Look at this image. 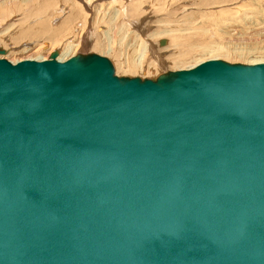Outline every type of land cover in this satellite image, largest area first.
Wrapping results in <instances>:
<instances>
[{
  "label": "water",
  "instance_id": "1",
  "mask_svg": "<svg viewBox=\"0 0 264 264\" xmlns=\"http://www.w3.org/2000/svg\"><path fill=\"white\" fill-rule=\"evenodd\" d=\"M58 56L0 58V264H264V63Z\"/></svg>",
  "mask_w": 264,
  "mask_h": 264
},
{
  "label": "rangeland",
  "instance_id": "2",
  "mask_svg": "<svg viewBox=\"0 0 264 264\" xmlns=\"http://www.w3.org/2000/svg\"><path fill=\"white\" fill-rule=\"evenodd\" d=\"M83 1L0 0V48L6 51L0 58L16 64L48 60L55 51L66 59L96 53L112 61L118 76L142 79L213 59L264 62V0H92L93 9ZM42 22L49 32L37 28ZM160 36L170 48L159 49ZM141 42L155 53L144 56L147 66L130 67ZM67 43L83 49L69 53Z\"/></svg>",
  "mask_w": 264,
  "mask_h": 264
},
{
  "label": "bare ground",
  "instance_id": "3",
  "mask_svg": "<svg viewBox=\"0 0 264 264\" xmlns=\"http://www.w3.org/2000/svg\"><path fill=\"white\" fill-rule=\"evenodd\" d=\"M49 1H50V0H49ZM95 1H96V0H95ZM123 1H124V0H123ZM83 2H84V4H85V6L88 7V8H92V9H93V7L96 6V5H95L96 3L94 4V1H92V0H85V1H83ZM48 3H49V5L51 4V2H48ZM49 5H48V6H49ZM48 6H47V8H49ZM136 23H137V22H136ZM42 24H43V25H42ZM46 26H47V25H46L44 22H42L41 25H40V26L38 25L37 28H38L39 30L44 31V32L47 33V32L50 31V30H49L50 28L48 29V27H46ZM133 26H136V24L133 25ZM62 28H63V27H62ZM134 28H136V27H134ZM137 29H138V26H137ZM59 30H60V29H59ZM52 32H53V31H51L50 34H53ZM57 32H58V31H57ZM141 32H142V31H141ZM54 33H55V32H54ZM48 34H49V33H48ZM55 35H56V34H55ZM59 35H60V34H59ZM159 39H160V41L158 42V44L160 45V47H164L163 49L159 48L160 50H165L166 48H170L169 46L165 48V46H167V43H168L167 40H165V39H163V38L161 39V36H160ZM141 41H142V40H141ZM70 42H71V41H70ZM70 42H69V43H70ZM163 42H165V45L162 44ZM86 43H87V42L83 43V46H84V47H85ZM141 43H142L141 45H143V46L139 45V46L142 47V48H141L140 50L137 51V53H140V52H141V54H140V56H139V54L137 55V56H139V58L137 59V61L135 60V64H136V65L133 63L134 61H133V59H132L133 62H131L130 60H129V61H130V64L133 63L132 65H134V66L131 65L130 67H135V68H136V67H139V69H140L141 67L143 68V66L146 65V64L144 65V62H143L144 58L146 57L145 55H147V53H149V52H151V55H152V53H153V54L155 53V52L153 51V49H150V48H151L150 46H149L150 48H147L148 46L146 47L145 43H147V42H145L144 44H143V42H141ZM47 44H48V43H47ZM67 44H68V43H67ZM147 44H148V43H147ZM54 45H55V44H54ZM74 45H75V44H74ZM151 45H152V44H151ZM83 46H82V47H83ZM95 46H96V45H95ZM139 46H138V47H139ZM170 46H171V45H170ZM55 47H57V46H55ZM80 47H81L80 44H76L75 46H73L72 44H68V45H67V51L70 53L69 50H71L72 48H75L74 50H76V52H78L80 49H83V48H80ZM152 48H154V47L152 46ZM50 49L52 50L51 46H50ZM108 49H109V48H108ZM137 49H139V48H137ZM137 49H136V50H137ZM155 49H156V48H155ZM74 50H73V51H74ZM109 50H110V49H109ZM160 50H158V51H160ZM46 51H47V50H46ZM74 52H75V51H74ZM76 52H75V53H76ZM160 52H161V51H160ZM73 54H74V53H73ZM149 55H150V54H149ZM73 56H74V55H73ZM144 56H145V57H144ZM147 56H148V55H147ZM216 56H217V55H216ZM151 57H152V56H151ZM71 58H72V57H71ZM215 58H216V57H215ZM145 59H146V58H145ZM152 59H154V58H152ZM43 60H47V59H42L41 61H43ZM58 60L61 61V62H65V61L69 60V58H68V59H66V58H61V57L59 58V56H58ZM213 60H218V59H213ZM35 61H38V60H35ZM142 62H143V63H142ZM150 62H151V61H150ZM18 63H19V62H18ZM137 63H138V64H137ZM152 63H153V62H152ZM155 63H156V62H155ZM259 63H264V62H259ZM259 63H251V64H259ZM16 64H17V63H16ZM198 64H199V63H198ZM198 64L195 65V66H193V67H191L190 69H193V68L199 66ZM249 64H250V63H249ZM127 65H128V64H127ZM127 65H126V67H127ZM160 65H161V63H160ZM163 65H164V64H163ZM146 66H147V65H146ZM153 66H154V65H153ZM155 66H156V65H155ZM128 67H129V65H128ZM130 67H129V69L131 70ZM165 67H166V66H165ZM163 68H164V67H163ZM129 69H128V70H129ZM139 69H138V70H139ZM190 69H189V70H190ZM185 70H186V69H185ZM133 71H134V70H133ZM143 72H144V71H143Z\"/></svg>",
  "mask_w": 264,
  "mask_h": 264
}]
</instances>
